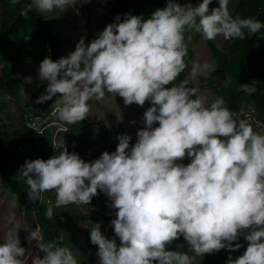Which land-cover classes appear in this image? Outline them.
<instances>
[{
    "label": "clouds",
    "instance_id": "obj_1",
    "mask_svg": "<svg viewBox=\"0 0 264 264\" xmlns=\"http://www.w3.org/2000/svg\"><path fill=\"white\" fill-rule=\"evenodd\" d=\"M210 2L166 0L147 18L118 13L87 44L81 36L67 56L45 55L38 63L37 75L47 83L35 103L56 97V114L69 124L86 117L89 99L106 93L125 105L149 103L131 146V136L119 134L114 151L86 161L62 144L57 154L21 166L32 198L49 190L56 206L87 205L97 190L108 198L115 238L106 237L99 223L88 232L97 264H192L188 251L167 247L180 236L196 255L240 249V242H232L242 237L243 252L234 259L229 254L225 264H264V133L235 118L223 97L206 102L187 81L170 85L186 67L185 32L205 40L243 39L245 31L264 27L254 17L232 16L229 0H217L209 11ZM68 5L31 0L20 13ZM209 69L208 62L193 61L190 75ZM239 88L255 91L253 83ZM185 156L187 164L181 162ZM52 212L49 205L45 215ZM17 230L9 216L0 236V264H77L69 248L51 242L38 244L43 255L29 262ZM36 237L29 231V239Z\"/></svg>",
    "mask_w": 264,
    "mask_h": 264
},
{
    "label": "rangeland",
    "instance_id": "obj_2",
    "mask_svg": "<svg viewBox=\"0 0 264 264\" xmlns=\"http://www.w3.org/2000/svg\"><path fill=\"white\" fill-rule=\"evenodd\" d=\"M177 2L184 4V0H177ZM237 2L238 0H229L228 10L230 14L233 13ZM33 8L43 16L54 34L59 37L58 47L59 53L62 56H67L70 51L74 50L75 44L81 36L84 37L85 44H87L91 39L95 38L96 34L107 23L113 21L109 0H69V5L63 11L55 7L51 11H41L35 7ZM5 12L4 2L0 0V23L4 19ZM262 15H264V12H262ZM211 41L217 50L222 53L227 52L230 41L227 42L222 35H218ZM39 43L41 44V38L38 33L25 31L14 38L11 45L6 47L1 54V79L6 80L7 76H12L19 82L18 86L13 89V95L0 91V101L5 104L0 117V125L4 127H25L28 129L27 124L30 121L29 119L23 118L22 115L34 103L35 98L44 92L47 81H40L37 75V68L39 61L46 54L39 50ZM185 43L187 46V86L195 88L197 95H204L206 102L218 96L222 97L223 92L221 90L227 89L230 86L231 78L218 72L217 60L213 57L212 48L208 42L197 32H185ZM258 52L259 49L256 48L254 55ZM193 61H206L210 65V69L198 73L193 77L190 75ZM87 103L89 104V111L81 121L85 133L93 140L94 148L93 150L87 151L80 149L78 141L71 134L65 122L58 118L56 108L52 107L50 101L46 100L43 103L50 109V113L46 118L42 114L35 120V123L38 125L41 120L48 122L49 127L45 136L52 140L53 148L51 156L57 154L59 151L58 147L63 144L68 151H74L82 159L91 161L98 158L102 151H114L117 144L116 137L119 134H129L131 136L129 146H131L136 139L135 131L137 128L143 126L141 121L142 113L149 106L148 101H145L142 106L136 105L135 103L125 105L121 97H114L110 93H106L101 99H89ZM233 115L237 119H246L255 131L264 133V124L262 119L258 117L259 113H256L253 105L248 107V111L234 112ZM23 154H26L29 158L33 157L32 149L29 147H25L19 153V157H22ZM181 162L187 164L189 158L185 156ZM54 199L55 195L51 190L41 194V202H44L48 206L53 205L59 210L65 206V210H78L81 213L87 214V216L97 219L80 221L79 227L83 233V237L76 243V248L71 250L70 242H65L62 245L72 251V254L77 260V264H81L89 255L90 250L96 247L89 240L88 232L91 224L99 223L100 229L106 237L115 238L112 227L108 223L110 219L115 218V210L108 207L110 201L99 190H97V195L93 196L87 205L67 204L56 206ZM9 216L12 217L14 222H18L17 237L20 245L25 248L29 262L32 256H42L43 253L39 249L38 244L46 243L41 241L39 235H37L36 239L28 238L29 231L32 228L27 222L28 216L18 207L15 198L10 196L6 186L0 179V236L3 235ZM39 231L40 229L37 227V234L40 233ZM246 243L244 241V246H246ZM191 256L194 262L201 264L202 259L199 255L192 253ZM93 262L97 263L96 254L92 257Z\"/></svg>",
    "mask_w": 264,
    "mask_h": 264
},
{
    "label": "trees",
    "instance_id": "obj_3",
    "mask_svg": "<svg viewBox=\"0 0 264 264\" xmlns=\"http://www.w3.org/2000/svg\"><path fill=\"white\" fill-rule=\"evenodd\" d=\"M4 2V19L0 23V57L3 50L10 46L13 39L19 36L22 32L29 31L30 33H38L41 38L39 50L49 56L52 60L60 58L58 40L54 32L51 30L48 22L43 16L33 7L27 11L26 15H21L20 9L31 3V0H18L16 4H12L11 0H2ZM189 2L195 5L198 0H184V3ZM166 0H109L113 19L116 14L129 12L132 15L143 14V18H147L150 13L156 8H163ZM218 6L217 0H211L209 11L211 8ZM9 9V10H8ZM264 0H238L236 7L231 14L232 16L239 15L243 17H254L264 24ZM200 36L201 34L198 33ZM212 48V55L217 60V70L231 78V84L226 89H222L225 105L232 113L239 111H248V107L253 105L258 117L262 119L264 124V27L258 32L249 34L245 31L243 39H226L230 41L227 52L222 53L217 50L211 40H206ZM259 52L254 55L255 49ZM187 65V56L184 57ZM186 67L170 82L171 84L186 81ZM253 83L255 91L246 93L239 88L240 84ZM19 82L12 76H7L6 80L0 77V91L6 94L13 95L14 88ZM167 87V86H166ZM36 99V98H35ZM56 97L49 99L52 107L55 108ZM5 104L0 101V117ZM50 113L43 103H34L28 107L22 115L25 119L39 118L42 114L46 118ZM1 120V118H0ZM71 134L78 141V145L82 151L93 150V140L85 133L82 126V121L75 123L65 122ZM48 129L43 135H38L36 132L25 127L9 128L0 125V179L6 186L10 196L14 197L17 205L28 216V224L32 226L31 231L37 232V227L40 229V238L44 243H54L64 245L65 242H70L71 250L76 248V243L83 237V233L79 227L80 221L87 219L97 220L95 217L87 216L78 210L57 209L53 205L51 218L45 215V210L48 207L44 202H41V195L32 198L29 196V186L25 179L20 175L21 166L25 160L35 159L37 157L47 159L51 156L53 148L52 140L45 136ZM29 147L32 149L33 157L29 158L26 154L19 157V153ZM31 155V154H30ZM32 214L33 217H32ZM38 235V234H37ZM241 248L236 250L220 249L211 253L199 255L202 259L201 264H225L226 258L231 255L234 259L244 250V241L238 238ZM119 240L117 239V244ZM97 247V246H96ZM96 247L90 250L89 255L81 262V264H97L92 263V257L96 254ZM167 247L177 251H188L191 256L192 252L189 249L187 242L183 237L175 238ZM192 264H198L192 260Z\"/></svg>",
    "mask_w": 264,
    "mask_h": 264
},
{
    "label": "built area",
    "instance_id": "obj_4",
    "mask_svg": "<svg viewBox=\"0 0 264 264\" xmlns=\"http://www.w3.org/2000/svg\"><path fill=\"white\" fill-rule=\"evenodd\" d=\"M38 118H30L29 121L30 123L27 124V127L29 130H32L34 132H36L38 135H43L47 129L48 126V122L46 121H40L38 123V125H36L35 120H37Z\"/></svg>",
    "mask_w": 264,
    "mask_h": 264
}]
</instances>
